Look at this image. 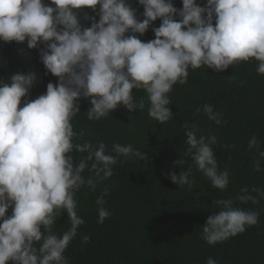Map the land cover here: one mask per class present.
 <instances>
[{
	"label": "clouds",
	"instance_id": "obj_1",
	"mask_svg": "<svg viewBox=\"0 0 264 264\" xmlns=\"http://www.w3.org/2000/svg\"><path fill=\"white\" fill-rule=\"evenodd\" d=\"M182 3L177 9L172 0H139L141 21L128 0H0V41H27L32 48L43 44L41 60L59 78L48 83L45 94L25 99L23 107L34 76L15 73L0 81V264H68L64 253L85 223L76 211L77 191L85 185L95 191L99 180L112 176L111 166L120 156L147 158L132 145L116 143L112 155L103 143L75 144L71 121L80 112V98L90 103L88 119L98 121L121 105L142 110L144 101L137 104L133 90H143L149 116L166 123L173 117L169 93L177 83H187L189 69L206 66L220 72L255 59L258 74L264 75V0H207L203 7L197 0ZM98 5L99 21L92 17L90 27L81 25L79 12L86 7L95 11ZM158 18L162 23L153 29L155 39L143 42L135 35L145 34ZM202 110L209 120L222 123L212 105ZM195 130L193 124L186 131L188 153L213 188L226 189L229 173L219 170L213 149L217 137H197ZM248 148L257 150L255 170L260 171L264 150L255 135ZM74 150L87 155L76 163ZM86 169L96 179L85 178ZM166 175L180 186L191 183L190 171ZM251 191L264 197V189ZM105 195L107 190L96 199L98 223L111 215ZM237 199L258 203L247 187ZM215 203L220 210L203 225L202 238L210 245L258 223L257 210L234 207L232 199ZM63 210L70 228L57 235L52 226ZM89 239L84 236L83 242ZM206 264L217 261L209 257Z\"/></svg>",
	"mask_w": 264,
	"mask_h": 264
},
{
	"label": "trees",
	"instance_id": "obj_2",
	"mask_svg": "<svg viewBox=\"0 0 264 264\" xmlns=\"http://www.w3.org/2000/svg\"><path fill=\"white\" fill-rule=\"evenodd\" d=\"M44 2L50 4L51 0ZM172 2L182 9V0ZM128 3L142 21L143 5L139 0ZM197 3L203 7L207 0ZM99 7L95 11L87 7L81 10V25L90 27L92 17L98 22ZM161 23L158 18L145 34L135 35L143 42L155 39L153 29ZM44 47L43 44L29 47L27 41H0V81L7 82L15 73L34 76L21 107L25 99L34 100L45 94L48 83H58L59 78L48 72L41 60ZM257 67L258 62L252 59L220 72L206 66L189 69L187 83H177L169 93L173 117L166 123L149 116L147 94L143 90H133L135 102L144 101L142 110H129L121 105L98 121L87 117L90 107L87 98L77 101L80 112L71 121L77 134L75 144L103 143L106 154L112 155L114 144L132 145L146 153L147 158L120 156L111 166L112 176L99 180L95 191L87 185L77 191L76 211L85 223L64 253L68 264H206L209 257L217 264H264V197L251 191L253 187L264 189V160L260 161L261 170L256 171L257 150L248 148L255 135L260 150H264V75L258 74ZM204 104L212 105L215 112L222 114L220 125L208 119L202 110ZM197 108H201L199 113ZM193 124L197 137H217L213 149L218 167L229 173V184L224 190L212 187L188 153L186 131ZM71 155L78 163L87 153L74 150ZM178 160L183 163L178 164ZM173 171L177 175L190 171L191 183L182 186L174 183L166 175ZM83 175L96 179L95 173L87 169ZM245 187L257 197L258 203L237 199ZM105 190L104 207L111 215L98 223L96 199ZM217 199H232L234 207L257 210L258 223L215 245L208 244L202 238L203 225L220 210L215 203ZM11 213L9 208L7 215ZM69 228L68 213L63 210L52 229L60 235ZM84 236L90 237L87 243L83 242Z\"/></svg>",
	"mask_w": 264,
	"mask_h": 264
}]
</instances>
